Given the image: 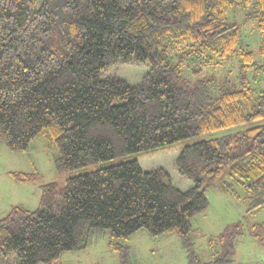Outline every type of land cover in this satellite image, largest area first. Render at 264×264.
I'll use <instances>...</instances> for the list:
<instances>
[{
    "label": "trees",
    "instance_id": "1",
    "mask_svg": "<svg viewBox=\"0 0 264 264\" xmlns=\"http://www.w3.org/2000/svg\"><path fill=\"white\" fill-rule=\"evenodd\" d=\"M232 8L257 28L256 52ZM117 63L147 70L136 83L106 76ZM263 118L264 0H0V141L10 150L46 135L68 170ZM174 166L191 187L137 159L43 185L36 209L0 218V264H53L86 247L92 228L109 231L116 264H134L118 240L143 228L178 232L187 264H231L243 233L264 243V224L238 220L208 238L205 259L191 222L213 185L245 212L264 206V123L185 145Z\"/></svg>",
    "mask_w": 264,
    "mask_h": 264
},
{
    "label": "rangeland",
    "instance_id": "2",
    "mask_svg": "<svg viewBox=\"0 0 264 264\" xmlns=\"http://www.w3.org/2000/svg\"><path fill=\"white\" fill-rule=\"evenodd\" d=\"M244 10L232 8L228 11V20L238 23L241 27V41L247 48L256 52L259 44V32L255 25L245 22ZM147 70L144 65L117 63L105 71V75H117L131 83H136ZM264 118L238 125L232 128L220 129L194 135L176 142L161 145L153 149L132 152L112 159L89 163L81 167L58 170L56 157L58 146L50 143L46 135L33 138L25 151L8 149L0 141V218L15 206L20 205L34 210L39 205L41 188L51 182H64L67 178L93 171L104 166L137 159L143 170L165 168L172 176L174 184L181 190L193 185L192 181L180 175L174 166V161L185 145L201 139H210L242 129L244 126L263 124ZM13 173H33L30 180H19ZM241 194V190H237ZM208 206L205 210L195 214L192 225L197 229L194 236V248L203 258L209 257L208 238L219 234L226 225L241 220L246 225L253 223L264 224V206L254 211L245 212L243 201L222 191L219 186L207 189ZM86 247L75 250L62 251L55 258L53 264H116L117 253L108 245L109 231L107 229L92 228L87 234ZM119 242L129 246V255L134 264H187L186 252L182 246L180 236L176 231L151 235L146 229H140ZM15 259L13 252L8 253V261ZM38 264H48L39 262ZM231 264H264V243L253 236L243 233L235 239V250Z\"/></svg>",
    "mask_w": 264,
    "mask_h": 264
}]
</instances>
